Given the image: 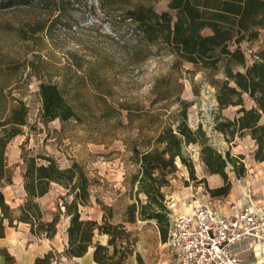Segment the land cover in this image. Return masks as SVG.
<instances>
[{"label": "rangeland", "instance_id": "1", "mask_svg": "<svg viewBox=\"0 0 264 264\" xmlns=\"http://www.w3.org/2000/svg\"><path fill=\"white\" fill-rule=\"evenodd\" d=\"M149 4L158 13L169 11L168 0H154ZM107 8L106 2L101 9L97 0H86L85 6H71L61 21L48 29L49 21L46 22L47 30L34 35L31 33L34 13L28 10L0 12V85L4 87V94L22 99L30 111L28 126L6 148L11 183L2 192L11 208H17L24 202L20 168L22 145L33 155L53 157L61 168L76 163L91 182L89 201L85 207L79 208L81 219L96 221L111 232V245H108L109 235L97 233L93 243L107 247L114 259L124 257V264L131 261L134 264H163L167 258L164 243L168 237V226L143 217L141 206L146 204L147 198L137 192L139 166L132 161L130 153L134 141L144 134L154 136L156 133H152L144 121L146 128L140 134L137 128L140 121L134 119L127 125L124 111L121 113V126L112 119L99 120L97 116L102 109L94 101L95 91L86 76L87 68L94 62L103 64L98 72L112 83L109 102H137L138 108L146 111L152 109L150 104L154 97L150 91L154 81L169 75L178 79L182 86L179 98L189 104L186 118L188 128L195 131L200 125L208 138V146L223 158L228 154L234 161V165L226 163L223 177L216 175L217 179H213L202 162L200 145L184 146L182 154L185 163L175 160V171L168 177V185L161 189L165 202L178 201L180 209L202 202H211L216 207L215 197L210 191L221 187L227 188L223 198L238 199L247 187L257 188L253 185L254 175L264 171V162L254 161L255 145L249 137H235L228 142L213 131L218 109L215 90L204 72L188 63L173 66L174 57L156 52L154 47L150 48V55L143 63L127 65L120 46L124 41H132V32L119 26ZM209 33L205 30L203 35ZM240 49L247 64H251L257 55L264 54V32L256 40L240 44ZM105 58H109L107 65L103 63ZM40 83H54L64 89L69 102H74L77 92V100L89 107L84 111L83 122L53 121L43 124L39 118L40 102L37 96ZM243 101L245 109L252 107L247 96H243ZM178 108L179 104L174 100L167 107L155 105L153 112L160 114L163 125L165 121L177 120ZM236 110L230 107L220 114L232 120ZM157 127L158 123L154 124L153 128ZM65 194V190L54 185L38 203L44 210L55 212V203ZM154 210L163 213L158 208ZM145 214L151 215L152 212L146 210ZM67 225L68 219L61 217L53 238L57 248L63 247V251L67 246ZM13 229L26 234L28 244L46 240L31 236L28 226L18 224ZM52 250L51 261L58 263L61 259H67L63 251L58 253ZM12 263L13 258L9 262L5 258V264Z\"/></svg>", "mask_w": 264, "mask_h": 264}, {"label": "trees", "instance_id": "2", "mask_svg": "<svg viewBox=\"0 0 264 264\" xmlns=\"http://www.w3.org/2000/svg\"><path fill=\"white\" fill-rule=\"evenodd\" d=\"M85 1L0 0V12L28 10L34 13L35 20L31 26L34 35L61 21L71 6H85ZM97 1L101 9L106 2L107 10L117 19L116 23L132 32V41H124L120 46L127 65L143 63L150 55V48L154 47L156 52L173 56V66L188 63L204 72L215 90L218 109L213 131L221 134L228 142H232L235 137H249L255 145L254 161L264 162V54L257 55L248 65L240 49V44L252 42L264 32V0H168L169 11L162 13L156 12L149 4L154 0ZM205 30L210 33L203 35ZM108 59L105 58L103 63L107 65ZM102 65L94 62L86 71L95 91L94 101L102 109L97 118L102 121L112 119L116 125L121 126V113L124 111L127 125L134 119L140 121L137 127L140 134L146 128L144 124L149 125L152 133H156L154 136L144 134L134 141L130 153L132 161L139 166L137 192L147 198L146 204L141 206L143 217L168 226L165 198L161 189L168 185V177L175 171V160L185 163L182 154L184 146L200 145L202 162L211 175L223 177L226 163L234 165V161L228 154L223 158L208 146V138L200 125L195 131L188 128L186 118L189 104L179 98L182 86L178 79L171 75L156 79L150 91L154 97L150 104L152 109L146 111L138 108L137 102L108 101L112 97V83L99 74ZM215 76L221 78L214 79ZM74 95V102H69L64 89L54 83H40L37 96L41 122L82 123L84 111L89 107L85 102L77 100V92ZM243 96L252 102L250 109H245ZM172 99L179 104L177 120L171 119V122L165 121L162 125L160 114L153 112L154 107L157 104L167 107L174 101ZM230 107L237 108L232 120L220 114ZM29 113L22 99L4 94V87L0 85V238L4 237L6 228H15L22 223L28 226L31 236L52 240L57 233L60 218L63 217L68 219L67 246L63 251L65 258L82 257L89 248H93V261L96 264H124V257L114 259L113 255H109L107 247L93 243L97 233L109 235L108 245H111L110 230L98 225L96 221L80 217L79 208L85 207L89 201L91 182L78 164L61 168L53 157L33 155L22 145L20 168L25 199L17 208H11L6 203L2 190L11 183L6 148L28 126ZM156 123L158 127L155 129L153 127ZM156 172L158 175L155 176ZM54 185L65 190L66 194L55 203L56 211L48 212L40 206L38 200L45 197ZM226 193L225 187L210 191L215 198ZM157 208L163 213H157L154 210ZM146 210L152 214L146 216ZM4 256L6 262L12 260L7 254ZM51 256L49 252L42 258H36L34 264H50Z\"/></svg>", "mask_w": 264, "mask_h": 264}, {"label": "built area", "instance_id": "3", "mask_svg": "<svg viewBox=\"0 0 264 264\" xmlns=\"http://www.w3.org/2000/svg\"><path fill=\"white\" fill-rule=\"evenodd\" d=\"M264 183L248 188L238 199L214 198L211 202L179 208L165 202L168 237L163 264H241L232 250L240 242L264 246Z\"/></svg>", "mask_w": 264, "mask_h": 264}, {"label": "crops", "instance_id": "4", "mask_svg": "<svg viewBox=\"0 0 264 264\" xmlns=\"http://www.w3.org/2000/svg\"><path fill=\"white\" fill-rule=\"evenodd\" d=\"M213 179H217L216 175H212ZM264 183V171L254 175L253 185L259 187ZM256 188V189H257ZM256 190L255 188H253ZM264 201V194H262ZM19 225L27 226L20 223ZM27 235L23 232H16L13 228H6L4 230V237L0 238V264H5V256L13 258L12 264H34L36 258H42L44 255L55 249L61 253V249L57 248L52 240H42L38 243H27ZM233 254L240 260L241 264H264V246H253L247 241L240 242L233 250ZM50 264H96L93 261V250L88 249L86 254L79 258L61 259L60 262L51 261ZM128 264H134L129 262Z\"/></svg>", "mask_w": 264, "mask_h": 264}]
</instances>
